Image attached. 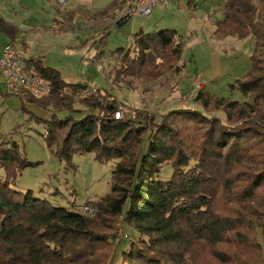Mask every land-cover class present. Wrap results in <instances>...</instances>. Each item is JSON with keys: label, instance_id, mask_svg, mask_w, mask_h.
<instances>
[{"label": "trees", "instance_id": "16d2710c", "mask_svg": "<svg viewBox=\"0 0 264 264\" xmlns=\"http://www.w3.org/2000/svg\"><path fill=\"white\" fill-rule=\"evenodd\" d=\"M215 28L216 38L255 41L251 70L237 81L253 106H220L212 98L223 118L182 107L115 119L117 101L109 94L96 89V96L81 99L82 89L65 83L41 58L22 60L51 88L42 98L17 96L51 113L48 120L29 117L44 125L51 153L67 164L85 153L116 164L111 193L95 200V213L87 217L82 211L89 199L79 209H66L13 189L33 164L0 138V264H114L121 241L128 239L124 228L137 238L121 252V264H264L257 240L258 230L264 234V208L252 205L264 195V0H226ZM0 33L13 45L18 29L0 18ZM182 51L175 31L140 30L132 47L115 52L116 74L157 78L179 72ZM206 96L199 91L194 101L207 107ZM76 103L86 110L80 119L72 115L82 112ZM63 111L68 115L58 118ZM165 165L172 176L160 181ZM117 226L126 238L116 239Z\"/></svg>", "mask_w": 264, "mask_h": 264}, {"label": "rangeland", "instance_id": "374dc122", "mask_svg": "<svg viewBox=\"0 0 264 264\" xmlns=\"http://www.w3.org/2000/svg\"><path fill=\"white\" fill-rule=\"evenodd\" d=\"M97 1L93 0L95 6H103V0ZM188 1L184 0L185 12L180 10L179 0H167L152 16L132 17L123 25L96 16L91 22L93 26L73 20V25L64 31L61 29L67 21L65 24L54 21L57 5L52 0H0V16L8 19L11 14L20 25L18 29L26 35L27 50L24 45L15 47L21 59L41 58L43 65L56 69L65 83L99 89L116 99L117 104L143 111L148 116L192 107L223 118L222 112L212 107V98L219 100L220 106L237 102L239 108H251V99L240 93L237 81L251 70L254 39L213 36L216 23L222 19L225 0H192L189 5ZM140 29L144 33L171 30L181 37L179 72H166L157 78L148 73L137 77L116 74L119 59L115 52L132 47L133 35ZM104 35L102 43L100 39ZM199 91L208 95L204 97L207 107L194 101ZM73 107L82 111L73 113L74 119L86 114L80 103ZM31 115L48 120L51 113L21 97L7 96L0 77V138L17 145L24 158L33 164L22 172L12 188L23 193L32 191L35 197L66 209L74 205V209H79L90 198L98 200L109 195L116 162L101 164L93 153L75 154L70 164L60 162L46 146L44 125L35 118L29 120ZM67 115V111L57 113L60 119ZM237 115V110L232 111V119ZM171 176V167L165 165L157 179L168 181ZM260 191L263 195L264 188ZM252 205L258 211L264 208V195ZM243 214L250 216L249 212L243 211ZM123 230L128 239L121 241L114 264H121V252L132 238H137L130 229ZM121 233L122 228L117 226L116 239H120ZM257 234L264 259V234L260 230Z\"/></svg>", "mask_w": 264, "mask_h": 264}, {"label": "built area", "instance_id": "2783aa9c", "mask_svg": "<svg viewBox=\"0 0 264 264\" xmlns=\"http://www.w3.org/2000/svg\"><path fill=\"white\" fill-rule=\"evenodd\" d=\"M60 6L67 4L66 0H53ZM163 0H130L129 6L125 12L118 16L119 20L127 21L132 17H149L153 9ZM0 76L2 77L6 93L13 96L30 95L35 98L47 96L51 88L49 84L36 73L26 70L22 59L15 48L6 44L0 49ZM96 96L95 89H83L80 98ZM138 111L122 103L117 104L115 119H134ZM93 198L89 199V205L83 209L82 214L87 217H93L95 211L92 204ZM121 238H126V234L121 233Z\"/></svg>", "mask_w": 264, "mask_h": 264}, {"label": "crops", "instance_id": "0c3cea01", "mask_svg": "<svg viewBox=\"0 0 264 264\" xmlns=\"http://www.w3.org/2000/svg\"><path fill=\"white\" fill-rule=\"evenodd\" d=\"M166 1L167 0H163L162 4H160V5L165 6ZM191 1L192 0L188 1V5L190 4ZM225 1H224V3H225ZM53 2L57 5L56 11H55V20L54 21H60L63 24H65V20H66L67 23L69 24V25H66L67 24L66 23L64 25V27H62V29H61L62 31L67 30L71 24L73 25V23H71L73 20H75L77 22H84L85 24H88L89 26H93V24H91V22H93V20H94L93 18H96V16L99 18H102V17H104L105 19L107 18L108 20H110V22L116 23L117 25H123L128 21L127 20V21H121L120 22V20L118 19V16L121 13L126 11V9L129 6L130 0H107V1L103 0L104 4H103V6H102V4L100 5V6H102L101 8H100V6H98V4H96V6H95V2H93V0H66L67 4L65 6H60L55 1H53ZM96 2H98V1L96 0ZM184 4H185L184 0H179L180 10L182 12H185V10L183 8ZM160 5L153 9L150 16L153 15L155 9H158L160 7ZM195 9L196 8L194 7V10ZM221 14H222V10H221ZM8 16H9L8 19H4L2 15L0 16V18H2L5 22L14 25L18 29L20 27V25L17 24V21H15L13 19V16H11V14ZM65 27H68V28H65ZM25 38H26V35L23 34V31L18 29V34L14 38L12 46L14 48L18 47L19 44L23 46L25 44L24 43ZM8 43H9V38L0 33V49ZM24 47L27 50L26 45H24ZM22 60L24 62L26 61L23 57H22Z\"/></svg>", "mask_w": 264, "mask_h": 264}, {"label": "water", "instance_id": "95a60500", "mask_svg": "<svg viewBox=\"0 0 264 264\" xmlns=\"http://www.w3.org/2000/svg\"><path fill=\"white\" fill-rule=\"evenodd\" d=\"M82 90L83 89H86V86H81V85H78Z\"/></svg>", "mask_w": 264, "mask_h": 264}]
</instances>
